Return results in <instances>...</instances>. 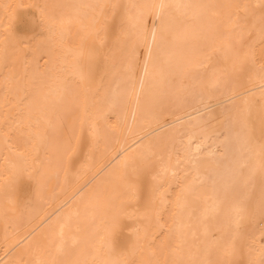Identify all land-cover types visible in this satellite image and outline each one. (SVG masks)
<instances>
[{
	"label": "bare ground",
	"instance_id": "obj_1",
	"mask_svg": "<svg viewBox=\"0 0 264 264\" xmlns=\"http://www.w3.org/2000/svg\"><path fill=\"white\" fill-rule=\"evenodd\" d=\"M160 2L0 0V19L5 15L11 18L15 32L23 38V43H9L5 58L3 28H0V184L4 182L5 158L10 169L12 164L20 163L17 153L24 150V145L14 132L10 133L11 147L4 142V132L12 126L17 113L30 104L35 115L43 114L40 128L46 130L47 134L45 145L31 153L32 158L24 168L15 200L9 202L0 190V264H17L26 246L24 237L29 232L33 229L37 232L46 230L49 226L59 232V224L70 213L72 217L65 228L68 245L72 244L74 238L82 241L97 231L103 235L106 230L116 228L121 242L127 241L133 234L147 236L149 239L155 236L157 239L153 249L138 254V259L158 260L161 264L166 258H172L166 250L161 249V242L169 237L174 238L178 233L184 235L188 246L202 245V242L213 236H231L228 231L229 225H234L231 205L242 193L237 192V196L228 195L244 182L245 177L237 174L244 162L238 151L244 137L240 125L238 128L228 125L218 138L210 132H202L197 136L199 125L207 115H203L200 108H195L179 117L177 121L184 125V129L180 136L183 139L181 153L177 152L175 164L185 165L179 173L178 166L170 162V152H157L151 146L152 141L175 137V127H168L169 130L163 133L162 138L159 134L151 139L148 136L156 129L163 128L164 124L138 136L154 122L149 117L154 98L159 102L162 85L171 75L182 76L191 71L198 74L202 65L210 67L204 50L210 43L206 36L209 34L203 33L205 41L201 43L196 38L202 32L206 10L200 19L188 20L187 27L181 29L176 25L175 15L184 17L182 10H169L170 17L162 27L155 18L154 9L151 10L152 14H148L150 10L147 8L131 9L133 19L129 20L121 7L118 9L117 24L123 21L127 37L122 36L119 28L113 26L103 45L99 40H89L83 50L77 47L78 26L75 21H86L92 12L84 6L98 3L143 6ZM163 2L197 4V0ZM33 3L68 5L62 11L74 21L72 35L62 36L58 28L48 31L38 25L39 14L35 10L15 7L18 4ZM4 5L12 7L5 10ZM153 29H156L155 42L152 40ZM243 35L247 45L245 50L250 48L255 52L262 40L259 28L245 29ZM149 44L152 45V59L145 76L144 60ZM262 49L264 44L261 45L260 55ZM208 70L210 73L217 71L214 66ZM81 73L85 77L83 80ZM262 75L260 67L250 63L249 71L238 79L239 88L252 84L239 93L242 95L243 109H249L254 96L264 91L261 86ZM218 78L210 76L211 85L216 86ZM169 90L171 98L180 100L183 92L180 84L170 86ZM100 142L104 145L102 149ZM208 145V155L199 159L202 148ZM146 154H152L151 157L155 155L157 160L147 162L148 166L137 182L134 199L127 195L120 198L105 191L110 190L113 177L125 159H147ZM252 162L255 169L259 167L257 155H252ZM199 164H204L210 174L201 178L196 171ZM29 172L33 174V179H28ZM173 172L177 173L180 181L191 182L195 187V197H190L183 207L177 206L178 189L166 188L160 183L164 174ZM200 182H206L211 189H199L198 186L203 184ZM209 194L214 203L200 212L196 202L208 198ZM157 200L159 204L156 206ZM154 213L155 222L151 221ZM251 214L247 212L244 215L248 219ZM163 227L165 230L161 233ZM248 227L249 230L243 233L246 243L258 249L261 229ZM216 229L220 231L215 232ZM78 247L83 245L78 244ZM192 251H195L194 247ZM187 254L186 246L184 255ZM107 258L106 250L101 248L98 238L94 240V247H88L81 255L73 257L87 261V264Z\"/></svg>",
	"mask_w": 264,
	"mask_h": 264
},
{
	"label": "snow or ice",
	"instance_id": "obj_2",
	"mask_svg": "<svg viewBox=\"0 0 264 264\" xmlns=\"http://www.w3.org/2000/svg\"><path fill=\"white\" fill-rule=\"evenodd\" d=\"M12 7L4 5L5 10ZM17 9H33L38 13L37 23L42 28L52 31L59 29L62 36H71V27L74 21L66 16L62 11L69 7L62 4H18ZM78 7V6H75ZM84 7L92 10L91 15L86 21L77 19V47L80 50L84 49L87 41L93 42L99 40L103 45L108 38L110 27L116 26L119 28L122 36L127 37L128 33L121 20L117 24L118 9L124 8V15L132 20L130 14L131 9L138 7L149 9L148 14H152L151 10H155V18L160 21L163 27L166 20L170 17L169 10H182V15L189 20L200 19L204 15V10H227L226 12L214 11L213 15L217 17L216 31L222 45L226 51H232L236 60L234 74L237 78L242 77L249 71L250 63H255V54L248 48L245 50L246 42L244 40L245 29H254L257 24L261 36L264 37V0H260L259 4L252 5L247 3L235 4H184V3H165L161 0L158 4L139 6L136 4L116 5L98 3L86 5ZM256 9H259L257 16ZM243 13V15H241ZM143 14H141L142 19ZM0 28H3V43L5 58L7 57V48L9 43H23V38L20 37L14 30L11 18L7 15L0 19ZM251 32L249 31V35ZM156 29L152 31V40L155 42ZM264 42V41H262ZM238 45L239 47H234ZM152 59V45L147 47L146 57L144 60V75L148 73L149 61ZM207 67V65H205ZM260 71L264 74V49L261 50ZM81 79H85L81 73ZM141 86H143V77L141 78ZM262 88H264V75H262ZM43 119V114L35 115L31 105H26L20 112L17 113L12 126L4 132V142L9 144L11 139L10 133H16L18 140L24 145V150L17 153L20 160L19 164H12L11 168L7 166V157L4 182L0 184V190L3 191L5 198L12 202L16 198L17 190L20 181L23 179L24 168L31 160V153L39 151L41 146L45 145L47 139L46 130L40 128V122ZM235 123L239 124L244 131L242 144L239 148V153L244 162L238 169V175L244 176L245 169L248 170V180L255 175V167L252 162V155L259 157V171L261 184V197L259 201V211L261 217V238L262 242L257 249L252 244L246 243L245 236L241 233V221L244 219V214L249 211L251 205V196L248 193H242L239 199L231 205V211L234 216L233 223L235 225L234 233L228 238L210 237L208 241L202 242V245L188 246L187 241L182 233H178L174 238L169 237L166 241L161 242V249L166 250L171 259H165L163 264H264V110L261 113V132L259 141L252 135L254 123L252 114L249 109H237L232 116ZM7 117L5 123H7ZM9 147L11 145L9 144ZM196 151H199L197 146ZM148 166L144 157L140 159H125L119 171L114 175L110 190L106 192L115 194L120 198L127 195L130 198H135L137 182L143 170ZM175 175V173H174ZM31 172L28 173V179H33ZM163 185H161L162 187ZM171 187V185H169ZM177 206L183 207L188 202L190 197H195V187L193 183L176 182ZM124 189V192L120 190ZM70 213L65 217V221L59 224V232L53 226H49L46 230L37 232L33 229L24 237L26 244L22 250L21 257L17 264H87V261L73 259L75 256L82 254L88 247H94V240L99 239L101 248L106 250L109 258L101 259L94 264H161L160 261H144L138 259V254L145 250L153 249L156 237L149 239L147 236L133 234L127 241L121 242L116 228L106 230L101 235L98 231L78 240L74 238L72 244L68 245L65 239V228L71 220ZM79 230V229H77ZM82 244L83 247H78ZM188 247L187 256L184 255L185 247ZM193 247L195 251H192ZM99 251V249H97ZM154 254V253H153Z\"/></svg>",
	"mask_w": 264,
	"mask_h": 264
},
{
	"label": "rangeland",
	"instance_id": "obj_3",
	"mask_svg": "<svg viewBox=\"0 0 264 264\" xmlns=\"http://www.w3.org/2000/svg\"><path fill=\"white\" fill-rule=\"evenodd\" d=\"M260 0H197V4H235V3H247L256 5L259 4ZM214 11H221L226 12L227 10H214V9H207V14L203 16V29L202 32L199 33V35L196 37L198 43L205 41V36L203 33L209 34L206 35L209 39L210 43L208 46L204 45L203 47L205 50V54L208 56L209 63L211 64L210 67L214 66L216 68V72L210 73L209 68L205 67V65H202L199 68V72L197 74L196 71H191L190 74L187 73L182 76H178L177 74L171 75L170 79L165 82L162 87V91L160 92V100L157 102V98H154L155 101L152 106L150 118L154 119V122L151 123V125L143 129L141 133L138 135H142L146 133L151 129H154L162 124H164L163 128L156 129L153 133H151L148 138H152L153 136H156L159 134L160 138L164 136V132L168 131L170 128L175 127L176 135L175 137L171 138L170 140H157V142L152 141L151 146L155 149L157 152H170V162L172 165L178 166V173L181 172L185 165L184 164H175L176 158H177V152L181 153V144H182V138H180L182 130L184 129V125H181L178 123L177 119L189 112L194 111L195 108H200L201 113L203 115H207V118L199 125V129L196 133L197 136H200L202 132H210L212 136H215L218 138L222 135V133L225 132L228 125H231L233 127L238 128L237 123H235L232 119L233 114L237 109L243 110L242 104V95L239 93L245 89H248L252 84H248L246 86H243L241 88L238 87V79L234 74V67L236 66V60H234V54L232 51H226L222 45L221 40L219 39L216 31V22L217 17L213 15ZM257 16L259 15V11H257ZM243 15V13H241ZM181 17V18H180ZM182 19V20H181ZM150 22L152 21L151 18L149 19ZM189 19H186L185 17L175 15V21L178 28H186L187 23ZM257 27L259 28V25L257 24ZM171 37V35H168ZM204 37V39H202ZM264 37H262L261 43L256 46L257 50H255V63L258 68L260 67L261 62V55H260V48L261 45L264 44ZM247 46V45H246ZM234 47H239L238 45L234 44ZM255 48V49H256ZM210 49V50H209ZM225 53V54H224ZM232 58V59H231ZM227 66V67H226ZM207 68V69H206ZM207 70V71H206ZM220 71V72H219ZM210 76H214L218 78L217 85L213 86L210 83ZM172 80V81H171ZM174 80V81H173ZM180 84L182 87L180 100L179 99H173L172 93L169 90L170 86H174ZM208 87V88H207ZM215 87V88H213ZM227 87V88H226ZM209 88H211L209 90ZM192 93H191V92ZM169 92V93H167ZM171 94V96H169ZM239 94V95H237ZM166 96V97H165ZM190 96V97H189ZM235 96L234 99H230L231 97ZM163 102H162V101ZM185 100V101H184ZM182 102V103H179ZM221 101V102H220ZM187 102V103H186ZM219 102V103H218ZM177 103V105H176ZM185 103L187 105H185ZM170 104V105H168ZM179 104L180 105L179 107ZM172 105V107H171ZM158 106V107H155ZM179 108H176V107ZM232 106V107H231ZM205 107V108H204ZM249 110L252 114V121L254 123V129L252 132V135L256 138L257 141L260 139V132H261V113L262 110H264V91H260V93H257L249 105ZM214 109V110H212ZM216 109V111H215ZM231 110V111H230ZM169 111V112H168ZM221 113H218V112ZM187 112V113H186ZM231 113V114H230ZM170 115V116H169ZM226 115V116H225ZM172 116V117H171ZM221 120V121H220ZM223 120V121H222ZM214 121V122H213ZM213 122V123H212ZM235 124H234V123ZM224 124V125H223ZM222 125V126H221ZM211 126L213 128H211ZM221 126V128H220ZM169 127V129H168ZM219 128V129H218ZM211 129V131H210ZM216 133H215V131ZM161 133V134H160ZM213 133V134H212ZM196 140V139H195ZM170 141V143H168ZM154 142V143H153ZM103 142H100V149L103 148ZM167 147V148H166ZM210 149V145L205 146L202 148V154L199 156V159L202 157H205L208 155V150ZM152 155V154H151ZM150 154H146L147 162L154 161L156 159L155 155L151 157ZM149 156V157H148ZM175 159V160H174ZM157 160V159H156ZM159 161V159H158ZM174 161V162H172ZM201 161V160H200ZM203 163V161H202ZM176 171V172H177ZM199 173V176L206 177L210 174V171L208 168H205L204 164H199L198 169L196 170ZM167 173L162 176L160 179V183L164 185L166 188L170 189H176V182L179 180L180 177L176 176L177 173ZM259 167L255 169V175L251 178V180H248L246 183L245 181L248 179V170H245V177H243L244 182L241 185H238L234 188V192L227 193L228 196H236L238 195L237 192L240 193H248L251 196V205L248 212H251L252 216L250 218L244 217V219L241 222V233L243 234L245 231L247 232L250 227L248 226H254L256 229L260 230L261 225L259 222H261L260 217V211H259V201L261 197V184H260V175L259 174ZM247 176V177H246ZM259 178H258V177ZM203 184H200L198 186L199 189H211L210 186L206 185V182H200ZM205 183V184H204ZM58 184V183H57ZM171 185V187H169ZM206 185V186H205ZM246 188V190H245ZM233 189V188H231ZM236 190V191H235ZM247 191V192H246ZM235 196V197H236ZM201 199V198H200ZM206 199V200H205ZM209 200V201H207ZM253 200V201H252ZM214 202L212 200V195L209 194L208 198L201 199L196 202L197 209L201 212L206 207L212 205ZM253 203V204H252ZM159 204V200L156 202V206ZM165 219L164 217H162ZM156 220V214L154 213L151 216V221L155 222ZM259 221V222H258ZM245 222V223H244ZM244 223V225H243ZM251 224V225H250ZM246 225V226H245ZM260 226V227H259ZM243 228H245L243 230ZM165 230V227L161 229V233H163ZM219 229H216L215 232H219ZM229 234L232 235L235 231V225L231 224L228 227ZM261 242V234L260 237Z\"/></svg>",
	"mask_w": 264,
	"mask_h": 264
}]
</instances>
